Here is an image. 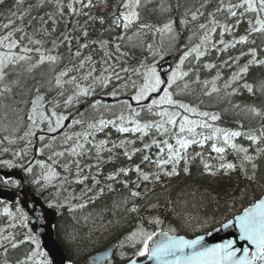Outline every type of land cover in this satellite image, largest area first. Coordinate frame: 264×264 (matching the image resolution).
<instances>
[{
    "label": "trees",
    "instance_id": "1",
    "mask_svg": "<svg viewBox=\"0 0 264 264\" xmlns=\"http://www.w3.org/2000/svg\"><path fill=\"white\" fill-rule=\"evenodd\" d=\"M123 2L124 0H91V6L89 0H83V3L80 0H22L19 4L18 0H3V3H0V25L8 23L9 19L14 21L8 29L0 27V37L13 29H23V32H16L13 37L20 42V47L12 50L14 53L24 55L23 47H29L40 48L45 55L59 57L56 62L46 61L33 68L32 65L36 63L39 53L35 51L28 53L32 59L10 66L5 80L0 82V92L5 86L11 89L0 95V160H11L18 165L10 169L22 171L28 167L32 168L31 172H25L27 185L46 206L60 212L55 228L56 239L71 264H91L89 259L92 255L111 248H115L112 264H126L129 258L140 259L134 255L140 245L133 248L127 237L141 225L147 231L156 233L175 229V235L192 239L214 232L241 214L243 208L250 206L255 199L264 196V179H260L264 177V156L257 155L255 151L257 147H264V141L254 143L247 139L250 132L257 136L261 135V129H264V116H257L246 110L248 106H254L264 112V65H249L248 72L242 74L240 80L232 83L227 89L224 87L225 83L231 81L232 75L239 72V69L252 59L248 55L250 49L255 48L257 58L264 59V33H250L255 24L256 14L247 12L239 15L241 10H237L238 17H232L226 10L227 5L240 3L241 0H141L138 9L140 20L125 30L114 22V15L124 11ZM217 8L223 10L217 11ZM13 12L16 13L15 16L12 15ZM193 13L197 15L196 20H192ZM213 18L218 24L215 32L210 33L207 54L199 61L189 57L183 66V70L189 71V75L168 90L173 92V99L177 101L189 104L200 111L219 114L220 120L209 121L215 127L244 133L235 138L234 142L248 148L249 154L257 157L255 162L258 165V180L255 183L249 184L240 171L229 174L221 171L212 176L203 170V162L200 156H196L197 152L202 153L203 160L208 163L218 165L220 162L218 154L212 150V144L224 145L222 140L218 142L215 138L206 141L203 146L198 143L189 146L187 155L195 159L188 162L187 166L190 169L188 174L182 171L185 166L182 160L178 166L179 176L162 175L159 182L139 181L134 171L129 172L127 177H117L116 181L107 179L121 167L134 169L138 164L144 172L159 171L154 163L161 156L159 148L153 145L150 149H143L144 144H150L155 138L160 141L166 139L168 143L178 147L176 145L178 137L162 136L155 128L150 129L149 134L141 139V133H121L116 127L109 125L103 131H95L93 136L88 137L89 142L85 143L83 150H79L81 155L72 156L70 152L65 151L75 143L74 140L64 143L65 134L73 135L88 131L87 124L100 118L115 120L123 113L127 118L123 126L130 128L134 127L130 120H138L141 123L160 121L161 117L154 113L161 109L154 108L150 112L145 106L152 96L159 97L161 93H154L148 100L139 103L134 101L132 96L135 95V89L131 82L135 81L139 85L142 81L132 70H141V64L150 66L155 63L158 70L163 67L171 72L183 52L201 42L207 29H201L199 25H208L210 29L213 27L210 23ZM169 20L174 21L172 34L161 35L139 27L140 24L162 27ZM184 20L187 24L182 23ZM224 25H228V31H225ZM85 32L87 36L84 35ZM244 35H248V41L238 42ZM29 38L40 40L41 43L39 45L29 43ZM221 39L224 40V44L220 43ZM233 43L235 46L226 47ZM83 44H87L88 47H81ZM117 44L120 45L119 51L116 48ZM149 44L152 45V49L147 47ZM213 44L215 47H212ZM5 51L7 49L0 47V52ZM77 51L81 53L79 57L75 55ZM89 56L92 58L91 61H87ZM81 61H85L83 68H80ZM208 63L215 64L216 67L208 69L205 67ZM122 68L129 71L123 72ZM61 71H68V75L62 78L63 81L75 76L77 83L82 87H94V93L88 97H81L71 106H65L64 101L73 93L75 86L69 83L62 86L56 84V77ZM113 71L119 73L122 79L117 80L112 76L107 86L102 87L97 78L111 76ZM89 72H92V76L84 79ZM217 73L220 74V79L216 81V86L220 91L212 93L211 96L205 95V91L211 90V85L206 87L203 83H196V77L199 76L201 82L212 81ZM161 75L162 78H166L163 72ZM126 83L128 87H124ZM245 83L252 85V92L243 86ZM184 84L188 85L186 89ZM234 89L235 93L229 95ZM114 90L117 91L115 97L111 95ZM38 95L44 97L42 110L45 114L51 116L54 110L58 115H64L71 120H82L84 123L71 124L62 134L40 140L39 155L33 161L34 156L23 149L22 144L29 137L26 133L34 129L28 117L31 114V102ZM157 96L154 98H158ZM108 100L112 102L108 103ZM97 101L100 103L95 108L92 107ZM162 107L168 108L169 111H182L167 105ZM188 115L191 119H199ZM51 118L55 120V117ZM117 124L120 122L117 121ZM175 131L178 133V127ZM58 132L60 131L55 133ZM197 132L208 135L211 130L197 129ZM202 135L195 138L200 140ZM102 140H108L109 143L98 153L97 146ZM121 140L135 141L134 144L126 145L129 152L133 148H140L142 151L129 159L124 155L123 148H113V144L118 145ZM79 142L84 143L83 140ZM160 147L164 148L163 155L166 156V146L161 144ZM225 147L226 160L240 165L242 161L238 154L230 147ZM109 148L112 149L111 152L107 150ZM55 152H65V155L57 157L53 155ZM16 153L22 154L18 156ZM144 155H148L153 162L142 163ZM76 160L83 169L79 177L76 175L77 166L73 163ZM37 161L50 165L59 176L51 183L42 180L41 177L47 169L42 168ZM243 163L247 165L246 161ZM64 165H68L67 170ZM171 167L169 165L168 170ZM248 167L250 170V165ZM4 168L8 167L0 164V170ZM85 175L89 179L84 183H78ZM92 177L99 180L100 184L95 185ZM36 180H40V184H36L34 182ZM124 180H128V187H124L122 183ZM137 183L140 184L139 188H135ZM108 184L112 185L114 191L107 189ZM99 187L105 188L103 195H98ZM0 188L13 191L21 189L20 186L3 180H0ZM87 188H93V191L81 199ZM244 189H247V193L242 196ZM131 191H140L141 196L131 197ZM88 197L94 199L89 201ZM78 203H84L85 207L70 211L71 205ZM133 204L140 208L138 213L126 211ZM19 207V203L14 207L0 203V229L4 230L0 232V237L14 236L15 242L25 240L23 244L13 249L7 241L0 239V244H3V247H0V264L5 262L18 264L35 248V245L25 239L32 236L28 230L29 220L22 222L21 214L16 216L12 213L20 210ZM5 208L13 215L5 213ZM152 218H158L162 223H149ZM5 247L8 249L6 253Z\"/></svg>",
    "mask_w": 264,
    "mask_h": 264
},
{
    "label": "snow or ice",
    "instance_id": "2",
    "mask_svg": "<svg viewBox=\"0 0 264 264\" xmlns=\"http://www.w3.org/2000/svg\"><path fill=\"white\" fill-rule=\"evenodd\" d=\"M83 3V0H80ZM0 3H3V0H0ZM22 3V0H18V4ZM89 6H91V0H89ZM141 6V0H124L122 7L124 11H122L119 15H114V22L117 26H122L125 30L129 29L132 25L136 24L140 20V12L139 8ZM71 8L72 5H69ZM75 11V8L72 9ZM222 8H217V11H222ZM227 12L232 17H238L239 15H243L244 13L250 12L256 14L255 24L250 29V33H264V0H241L240 3H229L227 5ZM13 16L16 15L15 12L12 13ZM23 19V17H19ZM197 15L196 13L192 14V20H196ZM101 22H103L101 20ZM14 23L13 20L9 19L8 23L0 25L5 29L10 28V26ZM182 23L187 24V21L184 20ZM213 27L210 29L208 25L200 24L199 27L201 29H207L204 33L203 37L201 38V42L195 44L194 46L190 47L187 51H184L181 57L179 58V62L171 72H168L166 69L161 67L159 70L155 63L152 65H145L141 64L140 69H133L132 71L136 74L140 79L141 83L139 85L136 84L135 81H132V87L135 89V95L132 96V99L137 103L148 100L150 96L154 93H161L158 98L151 99L150 103L147 104L145 107L151 112L154 108L161 109L160 111H156L154 114L161 117L160 121H151V122H144L141 123L138 120H134L130 122L134 125V127H126L123 126L124 121L127 119L123 113L116 117L115 120L109 119L105 120L100 118L98 121L88 123L87 129L88 131L82 133H74L73 135L65 134L64 143L68 141H75L74 146L70 149H66L71 153L72 156H79L81 155V151L83 150L85 143H88V137L93 136L95 131H103L104 128L108 127L109 125L116 127L118 132L127 133V132H134V133H141V139L143 136H147L149 134V130L155 128L157 132L160 133L162 136L168 135H176L178 138L176 140V145L178 147H174L172 144L168 143V140H157L152 139L150 144H144L143 149H150L153 145L159 148L161 156L156 159L154 162L156 167L159 171L156 173L151 172H144L141 169V166L138 164L135 166L134 169L121 167L115 173L109 175L107 177L110 181H116L117 177L124 176L127 177L129 172L134 171L137 174V179L142 182H149L155 181L159 182L161 180V176L164 177H173L179 176L180 172L178 171V166L180 162L183 160L185 162V166L183 167L182 171L185 174L190 172L188 162L190 159H195V157H188L187 149L189 146L193 144H203L215 138L218 142L222 140L224 146H217V143L212 144V150L218 154L219 164L213 165L203 160L202 153L197 152L196 156H200L203 162V170L209 173L212 176H216L218 173L223 171L225 174H229L232 172L240 171L244 179H246L249 184L255 183L258 180L257 177V169L258 165L255 162L257 157L254 155L249 154V149L245 148L241 145L235 143V138L244 135L241 131H232L227 129H222L219 127H215L209 121H218L221 119L220 115L217 113H210L207 111H200L195 107H192L189 104L177 101L173 99V92L169 91L168 89L172 88L174 84H177L178 81L183 80L185 77L189 75V71H184L183 66L185 61L188 60L189 57H193L195 60L199 61L202 56L207 54V46L210 41V33L215 32L216 25L218 21L214 18L210 22ZM251 24L252 22L249 21ZM174 21L169 20L167 23L163 24L162 27H156L154 25L149 24H140V29H149L161 35L168 33L172 34L174 32L173 29ZM225 31H228V25L223 26ZM16 32H23L22 28H16L12 31H9L7 35L0 37V47L7 49L5 52H0V82H3L8 74V70L10 66L18 64L20 61H29L32 58L27 55L33 51L39 53L37 61L35 64L32 65L33 68L39 66L40 64H44L46 61L48 62H56L59 57L53 55H45L41 52L40 48H29L23 47L22 51L24 55H17L12 50L14 48L20 47V42L16 39H13ZM87 36V32L84 33ZM26 36V34H25ZM122 39V37H120ZM174 39L175 37L172 36ZM248 41V35H244L240 37L238 42L243 43ZM29 43H34L39 45L41 43L40 40H31L29 38ZM221 44H224V40H220ZM254 43V41H253ZM102 47L104 44L102 43ZM228 46H235L233 43L232 45ZM83 48H87V44L81 45ZM149 49H152V45H147ZM212 47H215L213 44ZM117 50L119 51L120 45H116ZM77 57L81 55L79 51L75 53ZM155 55V54H154ZM248 55L252 57L249 60L248 64L244 67L239 69V72L234 73L231 77V81L225 83L224 87L227 89L231 86L232 83L237 82L242 78V74H245L249 70V65H264V59L257 58V50L252 48L249 50ZM91 57H87V61H91ZM161 59L163 57L161 56ZM85 61H81L80 68L84 67ZM206 68L212 69L215 68L216 65L212 63H208L205 65ZM79 71V69H74ZM107 71V70H106ZM121 71L128 72L129 69L122 68ZM191 71V69H190ZM164 73L166 78H162L161 73ZM68 75V71H61L59 75L56 77V84L62 86L64 83H69L75 86V90L71 95L67 97L64 101L65 106H71L74 102L80 100L81 97H88L92 95L95 91V88L92 86L82 87L79 83H77V77L73 76L68 81H63L62 78ZM92 76V72H89L84 79H88ZM112 76H115L117 80L122 79L119 73L113 71L111 76H102L97 78L98 83L102 87H106L107 84L111 81ZM220 79V74L217 73L216 77L212 81H203L199 80V76L196 77V83H203L206 87L211 85L210 91H205V95L211 96L212 93H218L220 89L216 86V81ZM249 92L253 91L252 85L245 83L243 85ZM124 87H128L127 83ZM188 87L187 84H184V88ZM7 86H5L4 90L0 92V95H3L4 92L10 91ZM235 89L233 93H229V95L235 93ZM39 92V89H37ZM63 95V93H61ZM113 97L117 95V91H113L111 93ZM44 97L38 95L31 103V114L29 115L28 119L32 122V124L36 127H39L40 123L47 121V131L48 132H56L59 128L64 127L63 122L68 119V117L64 115H58L54 110L51 112V116L45 114L42 110L44 108L43 104ZM100 102L97 101L92 107H96L97 104ZM127 103V102H125ZM167 105L182 111H169L168 108H163L162 106ZM130 108L131 105H128ZM239 107V106H237ZM247 111L254 113L257 116H264V112H261L260 109L254 106H248L246 108ZM188 114L192 116L199 117V119H191ZM139 115V113H136ZM51 117H55L53 121ZM117 121L120 124H117ZM72 124H82L84 123L82 120H72ZM178 127V133L175 131ZM197 129H210L211 132L208 135H202V133L197 132ZM184 134V135H181ZM28 136L35 135L34 132L29 131L26 133ZM202 135V139L197 140L195 137ZM187 136H191V139L186 138ZM45 139L44 136H40L39 140L43 141ZM247 139L254 142L260 143L264 141V129H261V135L257 136L252 134L251 132L247 134ZM83 140L84 143H80L79 141ZM109 143L108 140H102L97 146V152L99 153L105 145ZM135 141H128V140H121L119 144H113V148H123L124 155L131 159V156L137 152H141L142 149L140 148H133L131 152L128 151L126 145L134 144ZM31 144V141H29ZM164 144L167 148V155L164 156V148H161L160 145ZM230 147L233 151L238 154V158L241 159L242 163L237 165L236 163L227 161L224 153L226 152V147ZM45 147H49V145H45ZM109 152L112 151L111 148L107 149ZM7 151V150H5ZM43 151V149H41ZM257 155L264 156V147H257L255 149ZM243 154L239 156V154ZM22 153H16V155H21ZM53 155L57 157H61L65 155V152H55ZM51 159V157H49ZM152 163L153 161L148 155H144L142 159L143 162ZM246 161L247 165L243 162ZM42 168H46L47 171L42 175L41 179L51 183L54 179L59 176V173L55 171L50 165H46L43 161H37ZM73 163L77 166L76 175L79 177L80 173L83 169L79 166V161H73ZM0 164L7 166L8 168H15L18 165L14 164L11 160H0ZM171 165V169L168 170V166ZM248 165H250V170ZM19 167H23V165H19ZM65 169H68V165H64ZM90 167V166H89ZM27 172H31L32 168L28 167L25 169ZM89 179L88 176H83L82 179L78 180V183H84ZM95 181V185H99L100 181L96 180L95 177H92ZM260 179H264L261 177ZM36 184H40V180L34 181ZM18 183V182H17ZM124 187H128V180L122 181ZM140 184H135V188H139ZM107 189L109 191H114L111 184L107 185ZM93 188H87L85 192L82 193L81 199L84 196H88L89 192H92ZM98 195H103L105 192L104 187L98 188ZM247 189H244L241 195H246ZM131 197H140V191H131ZM75 199V197H73ZM89 201H92L94 197H88ZM55 207H60L62 205H50ZM85 207L84 203H78L71 205L70 211L76 208H83ZM156 207V205H153ZM5 213L8 215H13L8 208L4 209ZM126 211L138 213L140 208L133 204L130 209H126ZM23 220L27 219L26 214L21 213ZM23 222V221H22ZM149 223L153 224H160L158 218H152L148 221ZM233 224L238 228L240 241H245L250 246H254V250L252 247L242 246L236 247L237 240L229 239L224 241L223 243H218L214 245H206L204 243L203 236H197L195 239H186L183 235H175V229H170L169 232H149L147 231L143 225L137 228L136 231H133L128 237L127 240L131 242V246L136 248L137 245L140 247L135 251L134 255L136 257H147L149 260H155L158 264H264V196L255 199L250 206L243 208L242 213L235 216L234 220H230L223 225L224 228L231 227ZM26 226V225H25ZM3 229H0V232H3ZM157 236L163 237V239H156ZM3 241H7L13 249L19 247V244H23L25 240H20L19 242H15L14 236H3L0 237ZM26 240L30 241L35 248L31 251L29 255H27L25 260L19 261L18 264H53L52 259L49 258V253L46 251L41 250L40 241L36 236H28L25 238ZM0 247H3V244H0ZM123 247V245H121ZM5 253L8 249L4 248ZM242 253V254H240ZM239 254V255H238ZM99 259V258H98ZM7 264V262H5ZM102 264V261H101ZM127 264H138L137 259L129 258Z\"/></svg>",
    "mask_w": 264,
    "mask_h": 264
},
{
    "label": "water",
    "instance_id": "3",
    "mask_svg": "<svg viewBox=\"0 0 264 264\" xmlns=\"http://www.w3.org/2000/svg\"><path fill=\"white\" fill-rule=\"evenodd\" d=\"M70 121L66 123V127L70 125ZM36 148V152H37ZM0 177L5 180H16L22 185V190L20 193L11 192L7 190L0 189V202H7L11 205H14L16 200L20 197L22 198L21 203L23 206V210L26 211L31 217H33L32 224L29 227L31 231H33L34 236L38 235L39 229L43 230V234L40 237L41 247L43 251L49 253V258L52 259L53 264H71L64 249L60 246L56 239V234L54 232L55 226L59 219V212L47 208L42 199L38 197L33 190L26 185L24 173L19 170L14 171H0ZM30 204L34 205V210L31 211ZM40 211L42 214L43 225L39 227V221L35 217V214ZM234 220V219H233ZM204 243L206 245H214L218 243H223L229 239L237 240L236 247H252L254 250V246L248 245L245 241H240L238 239L239 232L238 228L233 224L231 227L224 228L223 226L215 230L214 232L204 235ZM186 239H191L187 238ZM156 239H163V237L157 236ZM195 239V238H192ZM115 252V248H111L109 250L96 253L91 256L90 262L92 264H106L109 263ZM242 254V253H240ZM239 255V254H238ZM99 258V259H98ZM138 264H158L155 260H149L146 258L143 261H138Z\"/></svg>",
    "mask_w": 264,
    "mask_h": 264
},
{
    "label": "rangeland",
    "instance_id": "4",
    "mask_svg": "<svg viewBox=\"0 0 264 264\" xmlns=\"http://www.w3.org/2000/svg\"><path fill=\"white\" fill-rule=\"evenodd\" d=\"M66 121V120H65ZM65 121L63 122V124L65 123ZM34 126V125H33ZM45 126L47 127V121H44L43 123H40L39 124V127H36V126H34V129L32 128V132H40V131H43V129L45 128ZM63 128V127H62ZM62 128H59L57 131H59V130H61ZM56 131V132H57ZM48 132V131H47ZM49 133H55V132H49ZM29 141H31V144H29ZM35 144H36V142H35V135H32V136H29L28 138H26L25 140H24V142H23V144H22V148L23 149H25L27 152H29V154L31 155V156H33V151H34V147H35ZM14 185H16V186H18V184L16 183V182H12ZM21 208V206L19 207V209ZM14 215H16V216H18V214H21V213H23L22 212V210L20 209V210H16V211H14V212H12ZM27 216V215H26ZM21 218V217H20ZM29 218H28V216H27V219L26 220H28ZM25 220H23V222H24ZM145 258H147V257H141V259H145ZM114 261V260H113ZM113 261L112 262H110L109 264H112L113 263Z\"/></svg>",
    "mask_w": 264,
    "mask_h": 264
},
{
    "label": "bare ground",
    "instance_id": "5",
    "mask_svg": "<svg viewBox=\"0 0 264 264\" xmlns=\"http://www.w3.org/2000/svg\"><path fill=\"white\" fill-rule=\"evenodd\" d=\"M108 103H111L112 101L111 100H108L107 101ZM65 129H61V130H59L60 132H58L57 133V135H60V134H62V132L64 131ZM0 171H4V170H0ZM20 171V170H19ZM38 196V195H37ZM39 197V196H38ZM21 200H22V198H18L17 200H16V202H15V204L16 203H19L20 204V206H21V208L23 209V206H22V203H21ZM43 201V200H42ZM44 203V202H43ZM44 205H45V203H44ZM46 206V205H45ZM34 207V205H32V204H30V209L31 208H33ZM47 208H49L48 206H46ZM50 209V208H49ZM56 211V210H55ZM58 212V211H57ZM54 232H55V230H54ZM55 234H56V232H55Z\"/></svg>",
    "mask_w": 264,
    "mask_h": 264
}]
</instances>
